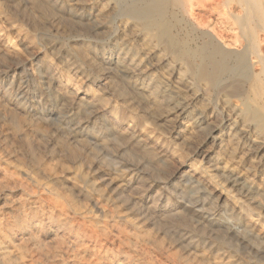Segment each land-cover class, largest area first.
Here are the masks:
<instances>
[{"label": "rangeland", "instance_id": "374dc122", "mask_svg": "<svg viewBox=\"0 0 264 264\" xmlns=\"http://www.w3.org/2000/svg\"><path fill=\"white\" fill-rule=\"evenodd\" d=\"M10 2L0 0V43L14 53L11 57L4 50L0 52V136L7 134L6 148L0 141V185L4 186L0 189V225L8 238L23 245L31 237L50 252L62 243L81 252L88 261L102 259L106 264L130 258L135 259V264H264V247L259 243L254 249L235 237L209 235L210 227L203 223V217L213 218L217 214L219 222L228 223L238 234L242 227L235 223L227 205L213 203L202 193L194 197L192 191L196 186L188 176H173L178 170L177 161L157 165L120 140L95 113L85 110L73 114L61 106L40 58H48L73 97L92 93L109 96L102 77L115 78L106 68L112 58V42L119 36L117 21L109 31L99 30L83 0H64L60 6H41L37 0H20L19 6ZM72 12L79 13L81 21H74ZM52 16L58 21L53 22ZM58 24L61 31L57 30ZM79 50L93 54L94 63H83L77 54ZM73 63L80 65L79 75L69 73L67 67ZM4 96L17 106L14 112L6 111ZM27 137H37L38 146L34 143L27 148ZM50 139L58 142L59 149L47 146ZM71 181L78 187L74 192ZM21 219L25 223L18 221ZM77 233L81 236L79 243L74 241ZM36 264L46 261L37 259Z\"/></svg>", "mask_w": 264, "mask_h": 264}, {"label": "bare ground", "instance_id": "6f19581e", "mask_svg": "<svg viewBox=\"0 0 264 264\" xmlns=\"http://www.w3.org/2000/svg\"><path fill=\"white\" fill-rule=\"evenodd\" d=\"M37 1L41 6L64 3V0ZM10 3L19 6L20 0ZM83 3L99 30L109 31L117 21L119 36L112 42V58L106 68L115 78L102 77L109 96L92 93L73 97L43 55L40 58L43 71L61 106H66L73 114L85 110L95 113L120 140L157 165L177 161L178 170L173 176H188L196 186L192 191L194 197L202 193L213 203L227 205L235 223L242 227L238 234L228 223L219 222V218H215L217 214L213 218L201 217L210 227L209 235L235 237L249 248L255 249L258 243L264 247V0H83ZM71 16L76 22L82 19L77 12H72ZM51 20L58 21L55 16ZM56 26L57 30H62L59 24ZM1 43L0 52L4 50V54L14 57ZM77 54L83 63H94L93 54L85 50ZM67 68L72 76L81 73L80 65L75 63ZM2 100L6 111L17 109L10 99L4 96ZM12 117L17 118L14 114ZM167 133L171 134L166 137ZM6 135L0 136L4 148ZM37 140V137H27V148L37 144ZM47 146L59 149L60 145L50 139ZM43 177L47 175L43 173ZM71 186L73 192L78 189L74 181ZM3 187L0 185V189ZM18 221L25 223L24 219ZM63 226L66 228V224ZM80 239L77 233L74 241L79 243ZM26 240L23 245L14 244L0 225V264H36L37 259L46 264H106L102 259L88 261L81 252L62 243L56 251L50 252L39 246L37 240L31 237ZM111 264H135V259L114 260Z\"/></svg>", "mask_w": 264, "mask_h": 264}]
</instances>
